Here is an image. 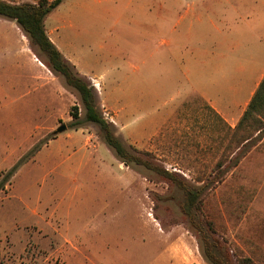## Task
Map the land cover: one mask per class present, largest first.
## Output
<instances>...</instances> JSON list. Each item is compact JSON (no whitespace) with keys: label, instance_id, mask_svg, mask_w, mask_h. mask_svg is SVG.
<instances>
[{"label":"rangeland","instance_id":"obj_1","mask_svg":"<svg viewBox=\"0 0 264 264\" xmlns=\"http://www.w3.org/2000/svg\"><path fill=\"white\" fill-rule=\"evenodd\" d=\"M74 2L78 4L72 6ZM131 4V0H65L46 17L45 28L53 30L54 16L61 14L67 20L60 30L64 43L79 42L80 55L88 49L92 59L105 62L111 58L105 65L120 68L133 54L129 50L135 49H126V44L134 47L141 36L130 22L135 15ZM3 20L7 19L0 17ZM4 43L0 38V45ZM17 53V42L0 47V71H16L9 69L12 61L26 62V54ZM104 62L95 63L102 66ZM146 63L149 69L150 60ZM85 79L94 83L101 114L124 143L150 152L154 163L188 182L205 184L199 217L212 225L229 260L240 264L246 258L248 264H264V128L243 124L230 131L201 105L195 93L187 95L173 115L167 117L164 111L162 116L149 117L151 105L167 108L178 100L185 87L180 75L141 78L146 116L133 111L126 118L130 123L123 125L118 110L115 113L106 105L102 82L119 85L125 78ZM51 80L58 94L61 89V100L57 99L56 115L47 116L46 132L39 137L27 136L38 122V100L27 101V97L13 103L0 97V264H151L168 245H183V237L190 241L191 257L194 254L202 264H210L202 256L198 234L181 212L182 192L142 166L120 162L96 125L69 128L74 120L72 106L83 118L81 101L60 75ZM151 86L159 90L153 99L148 95ZM63 123L67 129L55 133ZM152 130L156 133L151 137ZM42 147L43 153L37 156ZM61 149L69 150L64 160L73 156L80 169L63 172L61 156L55 153ZM64 160V165L69 164ZM13 166L16 170L9 175ZM100 166L110 168L107 182L120 180L121 189L116 184L105 194L100 184L104 175L96 171ZM118 195L127 201L107 199ZM34 209L49 217L54 211L61 229L51 228L49 217L40 226L41 217ZM74 238L79 248L72 247Z\"/></svg>","mask_w":264,"mask_h":264},{"label":"crops","instance_id":"obj_2","mask_svg":"<svg viewBox=\"0 0 264 264\" xmlns=\"http://www.w3.org/2000/svg\"><path fill=\"white\" fill-rule=\"evenodd\" d=\"M131 2L135 15L130 22L141 31V36L139 43L133 45L134 47L126 44V49L135 48L129 52L136 55L131 54L124 59L119 64L120 68L105 65L106 62H111V58L105 62L92 59L87 46H83L87 50L82 49L80 55L82 45L79 42L64 43L60 30L64 28L67 20L62 19L59 13L54 16V29L48 32L46 30V33L81 76H94L101 80L116 76L125 78L119 85L112 81L102 82L106 105L115 113V110H118L117 116L121 124L130 123L126 118L132 116L130 114L133 111L135 114L146 116L142 112L145 104L141 78L180 75L184 77L185 87L179 93L178 100L167 108L151 105L147 115L159 117L165 111L164 115L169 117L182 106L187 95L195 93L201 99V105L222 126L233 131L264 77V0H166L165 3L159 0H131ZM77 4L74 2L72 6ZM0 38L5 41L0 47L6 49L10 43L17 42V54L23 53L27 56L26 62L21 59L22 61L16 60L15 63L12 61L8 65L9 69L16 71L11 73L0 71V97L3 100L8 98V102L13 103L27 97V101L32 97L38 100L36 109L38 122L27 131V136L30 138L32 133L38 137L44 135L47 116L56 115L55 104L57 99L61 100V89L58 94L56 88L53 89L52 86L51 79L55 74L34 54L28 38L16 22L0 21ZM148 59L150 72L146 69L148 66L145 68ZM95 62L104 64L99 66ZM160 70L165 71V75L159 73ZM59 88H62L61 82ZM149 91L151 99L159 95V90L155 87L151 86ZM115 93L119 94L116 101ZM155 133L156 131L152 130L151 137ZM68 151L61 149L55 152H59L61 156L60 166L63 172L73 167L79 168L73 156L64 160L68 157ZM71 152L74 154V151ZM42 153L43 147L37 156ZM63 160L65 164L66 162L69 164L64 165ZM234 165L236 166L237 162ZM97 168L96 171L104 175V182L100 184L103 185L106 195H109V191H112L116 184H119L121 189L120 180L113 181L114 184L111 180L107 182L106 174L110 171L109 167ZM107 199L127 201L126 197L120 195L107 196ZM32 211L41 217L40 226L46 225L48 214H40L36 209ZM55 214L54 211L49 213V220L52 223L50 227L61 229ZM74 240L76 243L73 242L72 247L79 248V241L75 238ZM181 242L184 244L176 245L174 242L168 245L151 264H202L194 254L191 257L190 241L183 237Z\"/></svg>","mask_w":264,"mask_h":264},{"label":"trees","instance_id":"obj_3","mask_svg":"<svg viewBox=\"0 0 264 264\" xmlns=\"http://www.w3.org/2000/svg\"><path fill=\"white\" fill-rule=\"evenodd\" d=\"M62 1L37 0L36 2L15 3L0 0V17L16 22L28 38L34 54L43 61L53 74L60 75L64 83L78 93L84 115L83 118H80L77 107L72 106L71 116L74 120L70 123L69 128H78L84 123L96 125L103 141L120 162L125 165L142 166L175 185L182 192L181 212L198 234L203 258L210 264H233L224 253L223 244L213 235L212 225L199 217L200 196L206 189L205 184L195 185L188 182L176 172L169 171L162 165L154 163L150 159L153 158L150 152L138 150L134 146L124 143L115 135L113 125L101 114L93 86L76 71L74 66L49 39L44 21ZM41 55L45 57V60L41 58ZM243 124L246 127L256 125L257 130L264 128V77L235 128L237 129ZM15 170L16 166H13L9 175H12ZM247 261L248 259L245 258L240 261V264H248Z\"/></svg>","mask_w":264,"mask_h":264},{"label":"water","instance_id":"obj_4","mask_svg":"<svg viewBox=\"0 0 264 264\" xmlns=\"http://www.w3.org/2000/svg\"><path fill=\"white\" fill-rule=\"evenodd\" d=\"M67 129V126L66 124H61L60 126H58L56 129H55V133H60L62 131H65Z\"/></svg>","mask_w":264,"mask_h":264},{"label":"built area","instance_id":"obj_5","mask_svg":"<svg viewBox=\"0 0 264 264\" xmlns=\"http://www.w3.org/2000/svg\"><path fill=\"white\" fill-rule=\"evenodd\" d=\"M91 85H92V84H91ZM93 85H94V83H93ZM93 85H92V86H93ZM103 117H104V116H103ZM104 118H105V117H104ZM105 119H106V118H105Z\"/></svg>","mask_w":264,"mask_h":264}]
</instances>
